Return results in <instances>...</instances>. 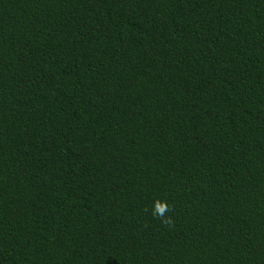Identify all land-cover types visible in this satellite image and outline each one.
I'll use <instances>...</instances> for the list:
<instances>
[{
	"label": "trees",
	"instance_id": "trees-1",
	"mask_svg": "<svg viewBox=\"0 0 264 264\" xmlns=\"http://www.w3.org/2000/svg\"><path fill=\"white\" fill-rule=\"evenodd\" d=\"M0 264H264V0H0Z\"/></svg>",
	"mask_w": 264,
	"mask_h": 264
},
{
	"label": "clouds",
	"instance_id": "clouds-1",
	"mask_svg": "<svg viewBox=\"0 0 264 264\" xmlns=\"http://www.w3.org/2000/svg\"><path fill=\"white\" fill-rule=\"evenodd\" d=\"M171 210V205L166 199L156 198L152 206V216L161 220L162 224L172 227L175 223L170 215H166Z\"/></svg>",
	"mask_w": 264,
	"mask_h": 264
}]
</instances>
